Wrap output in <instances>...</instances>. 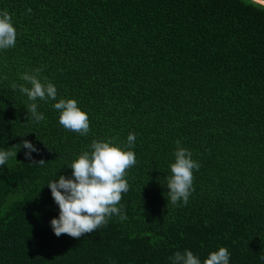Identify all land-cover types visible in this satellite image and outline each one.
<instances>
[{
  "label": "trees",
  "instance_id": "trees-1",
  "mask_svg": "<svg viewBox=\"0 0 264 264\" xmlns=\"http://www.w3.org/2000/svg\"><path fill=\"white\" fill-rule=\"evenodd\" d=\"M4 10L17 38L0 49V150L17 154L0 166V264H172L186 250L203 264L220 247L229 264H264V9L245 0H0ZM37 68L57 89L56 100L34 101L39 123L19 91ZM60 99L88 114L87 135L59 123ZM129 133L137 163L117 205L127 219L57 237L47 184L71 177L93 140L124 146ZM24 140L38 149L32 160ZM177 140L201 165L187 205L168 196Z\"/></svg>",
  "mask_w": 264,
  "mask_h": 264
},
{
  "label": "clouds",
  "instance_id": "clouds-1",
  "mask_svg": "<svg viewBox=\"0 0 264 264\" xmlns=\"http://www.w3.org/2000/svg\"><path fill=\"white\" fill-rule=\"evenodd\" d=\"M16 38L17 31L11 15L7 10L0 11V49L14 47ZM40 72L41 69L37 68L31 74L24 73L21 79L31 87L19 86V91L33 101L28 105L27 112L31 113L37 123L45 117L37 111L38 105L34 101L56 100L57 97L56 87L51 82H42ZM12 88L16 89L17 85L13 84ZM53 108L59 111V123L65 129L80 135L89 133V116L78 107L75 99H60L53 104ZM135 140V133H129L124 146L115 143L114 138L107 141L93 140L90 146L92 151L83 152L72 162L71 177L61 175L47 184L59 207L58 218H53L50 222L57 237L67 234L79 239L84 234L107 225L113 215L119 216L121 221L127 219L122 206L117 205L122 200V194L129 191L127 171L137 163L136 154L131 150ZM22 144L27 149L25 158L32 160L31 153L38 149L28 140H24ZM176 144L175 162L170 165L172 175L167 180L168 196L174 205L181 201L187 205L189 196L194 191L193 170L198 171L201 165L192 159L190 150L180 146L179 140ZM16 154L14 151L0 150V166L5 165L9 158H16ZM39 163L43 164L44 161L40 160ZM170 259L172 264H201L200 259L188 250L184 253L177 251ZM229 259V250L220 247L218 251L211 252L203 264H229Z\"/></svg>",
  "mask_w": 264,
  "mask_h": 264
},
{
  "label": "water",
  "instance_id": "water-1",
  "mask_svg": "<svg viewBox=\"0 0 264 264\" xmlns=\"http://www.w3.org/2000/svg\"><path fill=\"white\" fill-rule=\"evenodd\" d=\"M245 1L264 9V0H245Z\"/></svg>",
  "mask_w": 264,
  "mask_h": 264
}]
</instances>
